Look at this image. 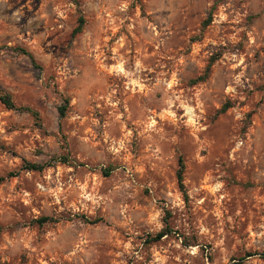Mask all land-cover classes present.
I'll use <instances>...</instances> for the list:
<instances>
[{
	"label": "rangeland",
	"instance_id": "rangeland-1",
	"mask_svg": "<svg viewBox=\"0 0 264 264\" xmlns=\"http://www.w3.org/2000/svg\"><path fill=\"white\" fill-rule=\"evenodd\" d=\"M77 1L0 0V95L38 113L0 102V177L18 173L0 185V264L264 254V0ZM54 156L69 164L22 169Z\"/></svg>",
	"mask_w": 264,
	"mask_h": 264
},
{
	"label": "trees",
	"instance_id": "trees-1",
	"mask_svg": "<svg viewBox=\"0 0 264 264\" xmlns=\"http://www.w3.org/2000/svg\"><path fill=\"white\" fill-rule=\"evenodd\" d=\"M71 2L78 5L77 0H71ZM211 22H212V15L210 14L209 17L205 21H203L202 30L204 28L208 27ZM84 25H85V20L82 16H80L78 19V24L75 27V29L73 30L72 35L76 36V35L80 34L83 31ZM9 50H12V51H15L19 54L27 56L29 58V60L31 61L32 65L35 68L41 70V67L37 64L36 60L34 59V56L28 50H26L22 47L10 48ZM221 56H222V53H217V54L213 55L212 57H210L207 65L204 69V72L202 73V75L193 79L192 84L196 85L199 83L206 82L210 76L211 69H212L213 65L221 58ZM0 102L9 110H19V111H23V112H28L35 119H38V113L36 111H34L28 107H17V105L14 103V101L12 99V96L9 93H4V94L0 95ZM232 107H233L232 103H230L228 101L225 104H223V106L218 111V113L224 114ZM59 112H60L61 117H63L65 115V108L64 107L59 108ZM251 116H252V113L247 114L248 119H250ZM59 163L68 165L69 164L68 158L64 157V156L63 157L54 156L51 159H49L48 161H46L45 163L25 162L22 169L26 170V171H32V172H42L45 169L52 168L56 164H59ZM184 172H185V164H184L182 157H180L179 161H178L177 182H178V186H179L180 191L185 196V198H187V193H186V189H185V185H184ZM103 173L105 174V176H109V174H110V172L108 170H103ZM17 175H18L17 172H10L7 176L0 177V185L3 184L9 178L16 177ZM58 222H59V219H57V218L44 216V217H40L38 219L33 220L32 224L38 225L39 227H43L46 224H56ZM171 233H172V230L168 227V224L166 223V226L164 229H162L161 231L156 233L154 236H149L148 240L150 243H155V242L162 240L164 237L168 236ZM252 256H258L260 259L264 260V254L263 253H255V254L247 253L245 257L238 259V261L236 263H233V264H243L247 258L252 257ZM3 264H9V263H3Z\"/></svg>",
	"mask_w": 264,
	"mask_h": 264
}]
</instances>
